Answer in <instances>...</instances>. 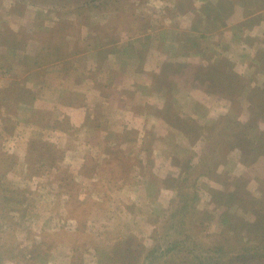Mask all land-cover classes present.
I'll return each instance as SVG.
<instances>
[{
    "label": "rangeland",
    "instance_id": "374dc122",
    "mask_svg": "<svg viewBox=\"0 0 264 264\" xmlns=\"http://www.w3.org/2000/svg\"><path fill=\"white\" fill-rule=\"evenodd\" d=\"M219 68L235 93L200 81ZM252 91L264 96V0H0V264H148L137 246H213V188L231 192L249 233L236 252L263 244L264 205L249 200L264 199ZM226 117L201 173L193 166ZM189 171L206 220L175 225ZM236 252L231 264H245ZM189 254L173 259L193 264Z\"/></svg>",
    "mask_w": 264,
    "mask_h": 264
},
{
    "label": "trees",
    "instance_id": "16d2710c",
    "mask_svg": "<svg viewBox=\"0 0 264 264\" xmlns=\"http://www.w3.org/2000/svg\"><path fill=\"white\" fill-rule=\"evenodd\" d=\"M215 67H219V66H215ZM213 69V68H212ZM212 69L209 71V77H207V74H200L198 76H202V77H207V78H200V81L205 82V81H209L208 78L210 79L209 84L207 85L208 87L213 85H216L214 88H218L216 91H223L226 92L227 95H231L232 93H235L239 88H236L231 86V92L226 91L225 89H222V86H226V85H230L229 80L231 79V76L228 75L229 71L227 69H222L219 68L220 70L218 72H214L212 71ZM231 84H232V80H231ZM221 89H220V88ZM239 87V86H238ZM245 89V87H244ZM262 92V91H260ZM244 93L247 95V91L245 90ZM254 91H252L250 93V98L251 100L254 102L253 107L256 105L257 106V110H256V114H254L255 118L258 117V115H260V113H262L264 111V96L261 95H257V98H253L255 96V94H253ZM233 97H236V94L233 95ZM174 118V114H170V118ZM253 117V116H252ZM229 117H226V122L223 121V123L225 122L226 124H222V127H219L218 125L215 126V129L212 132V136L210 135L209 137V143L207 144V146L205 147L204 151L202 152V155L200 156V158L198 159V161L194 164L193 167L195 168H201V173H205L208 169V163H209V158L211 156V154L213 153V150L219 145V139L222 136V131L225 129H231V124L230 120L228 119ZM192 120L194 121L195 119L191 118L190 121L192 122ZM187 121V120H186ZM229 122V123H228ZM225 125V126H224ZM230 134V133H229ZM231 136H227L226 139H230ZM258 142L264 146V136H259ZM252 144H254L253 142H251ZM261 145H256L254 144V148H251V153L256 152L258 149H260V151H263L261 149ZM190 167H192V165H189ZM190 172V171H189ZM186 177H184L183 181L181 182V186H180V204H179V208H176L175 211H172L169 216L168 219L169 221H173L175 220V225L178 224V222L182 223V222H189L191 219H189V217H193L195 219V217H197L199 210L196 209V203L199 201L200 197L199 195H201L199 193V186L196 185L197 182V177L193 178V184L189 183V175L190 177L192 176V172H190ZM264 177V176H262ZM264 179V178H263ZM194 185V186H193ZM193 187V188H192ZM226 191V190H225ZM212 197L215 200V202H220L219 204H216L215 208L220 207L221 210H219L218 212L214 213V218L217 220V223L220 224L221 226V231L219 232L220 235L218 236V238H216V241H214L212 244H214L213 246L208 247L207 246V241L209 239H206L204 241H198L195 242V245L192 244H188L187 240L185 238H180L174 242H171L168 244V246H166L161 252L160 254H157V252L159 251V247L158 246H153L151 248H149L148 250L145 249H141L139 248V246H137V249L145 254V259H148L149 262L148 264H176L175 260L173 259L174 255L179 253L181 249H188L190 254V261L193 264H231V253L238 251L237 248L234 247L235 244H239L240 243V236H242V233L244 232V229H246V225L243 223L242 220L240 219H236L234 216H232L231 214V192L229 193H225L224 190H218L216 188H213V192H212ZM249 200H252L253 204H258L260 202V205H264V199L261 198V200H258L257 198H250ZM225 201V202H224ZM209 212V211H207ZM211 213V212H210ZM210 215V214H209ZM204 215H202L201 217H197V219H199L202 223H205L204 220H206L205 218H203ZM204 219V220H203ZM167 226H168V222L167 225L165 224V229L164 232L167 231ZM1 230L4 231L3 226H1ZM235 231V236L231 235V231ZM246 235H249V233L244 232ZM211 236V235H210ZM234 237H239L238 240L236 242H232L231 238ZM208 236H206L205 238H207ZM170 240V239H169ZM206 242V243H204ZM249 242V241H248ZM248 242H245L248 244ZM211 245V244H209ZM35 247V251H33L31 253L33 258H38L40 259L41 262L46 261L48 259V252L47 249L45 248H40V246L38 244H34ZM78 248L75 247V250H77ZM120 249V247H116L115 251L118 252V250ZM12 252V254H11ZM9 253L10 255H12L11 257H16L17 254L14 253L13 249H9ZM108 254V259L109 260H113V255H111L109 252H106L104 250L101 251V255H107ZM164 254H171L170 259L166 258L164 259L165 262H161V256L159 257L158 255H164ZM236 254H239V257H244L246 263L249 264V261L246 260L247 257L250 256H254L255 258H260V257H264V243L260 244V243H254L252 245H250L249 247L246 246L245 250H243L242 252H239ZM247 256V257H245ZM188 257V258H189ZM187 258V259H188ZM144 259V260H145ZM234 259V258H233ZM264 261V260H263ZM73 262V261H72ZM245 263V264H246ZM72 264H76L75 262H73ZM127 264H129L127 262ZM179 264V263H178ZM187 264H190L189 262H187ZM251 264V263H250Z\"/></svg>",
    "mask_w": 264,
    "mask_h": 264
}]
</instances>
